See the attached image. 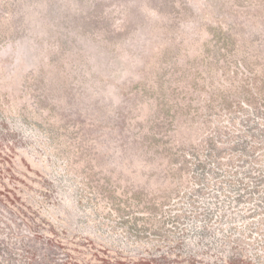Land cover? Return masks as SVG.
<instances>
[{"label": "rangeland", "instance_id": "obj_1", "mask_svg": "<svg viewBox=\"0 0 264 264\" xmlns=\"http://www.w3.org/2000/svg\"><path fill=\"white\" fill-rule=\"evenodd\" d=\"M263 75L264 0H0V264H264Z\"/></svg>", "mask_w": 264, "mask_h": 264}, {"label": "trees", "instance_id": "obj_2", "mask_svg": "<svg viewBox=\"0 0 264 264\" xmlns=\"http://www.w3.org/2000/svg\"><path fill=\"white\" fill-rule=\"evenodd\" d=\"M228 50H230V49H228ZM249 73H251L252 74V72H250V71H248ZM263 77H264V75H263ZM259 81H261L262 82V84H261V90H260V94H259V97H258V99H259V102L262 104V105H264V78H259L258 79ZM209 145H210V147H212V146H215V143L213 142V141H211V142H209ZM261 149H263V148H261ZM179 150V153H180V155L183 157V159L186 161V151L187 150H185V148L184 147H181V148H179L178 149ZM198 151H196V153H194V155L193 156H196V155H198ZM211 153H209V152H206L205 153V155H204V159L202 160V161H200V160H198V158H197V165L198 166H203L202 168H204V167H206L207 165H209L210 163H211ZM197 157V156H196ZM264 157V156H263ZM210 158V159H209ZM188 162V161H187ZM253 164L254 165H259V168L260 169H262V170H264V161H261V162H253ZM249 166H251V165H249Z\"/></svg>", "mask_w": 264, "mask_h": 264}]
</instances>
